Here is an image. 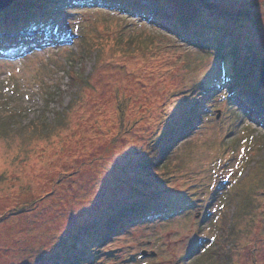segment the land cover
I'll return each mask as SVG.
<instances>
[{
	"label": "rangeland",
	"instance_id": "rangeland-1",
	"mask_svg": "<svg viewBox=\"0 0 264 264\" xmlns=\"http://www.w3.org/2000/svg\"><path fill=\"white\" fill-rule=\"evenodd\" d=\"M212 1L234 11L248 0ZM254 1L258 22L234 30L250 111L229 96L230 80L205 89L229 74L213 44L95 2L37 14L70 39L0 54V264H264V125L251 116L264 113V0ZM21 8L13 0L0 21ZM171 126L172 172L149 178L137 162L153 131ZM148 195L170 214L104 230L110 216H137Z\"/></svg>",
	"mask_w": 264,
	"mask_h": 264
},
{
	"label": "trees",
	"instance_id": "trees-1",
	"mask_svg": "<svg viewBox=\"0 0 264 264\" xmlns=\"http://www.w3.org/2000/svg\"><path fill=\"white\" fill-rule=\"evenodd\" d=\"M58 0H15V6L21 5V9H13L9 13V19L0 21V28L13 27L21 30L23 27L33 25L35 22H39L36 19L37 14H41L42 11L46 12L45 9L50 3ZM76 2H89L92 0H71ZM98 3L110 5L125 9L129 13H134L144 18L155 21L159 19L166 27H168L174 34L185 36L192 40V42L200 43L202 45L213 46L220 54L229 57L227 64V71L229 72L230 84L228 88H235L238 90L237 93L233 94L234 99L241 105H244L247 99L244 95V91L247 90L248 84L246 79H243L236 62L238 57L244 56L241 52V46L237 45L241 40L242 36L235 34V29L248 23L258 22L257 3L253 0H248L244 4H239L233 8L234 11H228V8H223L217 2L212 0H95ZM205 7L209 10H216V16H209L204 19L201 17L203 13L200 9ZM3 17V16H2ZM0 17V19L2 18ZM214 17V18H213ZM7 19V17H6ZM255 27V26H254ZM182 36V37H183ZM38 42V39L35 38ZM24 42H28L24 39ZM32 42V41H29ZM91 49V48H89ZM80 53L76 56L79 57ZM237 57V61H236ZM85 73L82 70L79 72L73 71L71 77L74 80L83 82ZM88 78V76H87ZM220 82H226L225 78L212 79L211 82L204 84V87H211L214 89L215 84ZM11 96L16 94L24 98V93L15 89L11 91ZM242 106V107H243ZM15 109V108H14ZM195 107L190 106L188 112V119L190 125H194L196 120L199 118L195 112ZM13 112V111H11ZM260 110L252 112L251 116L255 117L260 124L264 125V113H260ZM257 114V115H255ZM186 116V118H187ZM175 130L168 128L165 131L155 129L151 137L150 148L147 151H143V155L138 160V166L149 178L163 179L170 171L171 157L175 148L178 144H174L180 136H174ZM180 139V138H179ZM171 176V175H170ZM155 194V193H154ZM154 194H150L155 196ZM150 195L146 197L145 201H140L134 205V216L129 218V215L124 213L110 216L108 224L104 230L111 229L112 222L120 220L122 223H133L134 218L141 216L142 218H148L152 213L158 211L167 210V206L158 207V211H154V205L152 204V198ZM118 227V226H117ZM120 230L119 228H117ZM105 240V239H104ZM92 252L89 253V256ZM85 259H81L79 264Z\"/></svg>",
	"mask_w": 264,
	"mask_h": 264
},
{
	"label": "water",
	"instance_id": "water-1",
	"mask_svg": "<svg viewBox=\"0 0 264 264\" xmlns=\"http://www.w3.org/2000/svg\"><path fill=\"white\" fill-rule=\"evenodd\" d=\"M12 1L13 0H0V8L6 7ZM260 64L261 65H260V76H259V80L264 85V54H263V57L261 58ZM143 252L146 253L147 251L144 250Z\"/></svg>",
	"mask_w": 264,
	"mask_h": 264
},
{
	"label": "bare ground",
	"instance_id": "bare-ground-1",
	"mask_svg": "<svg viewBox=\"0 0 264 264\" xmlns=\"http://www.w3.org/2000/svg\"><path fill=\"white\" fill-rule=\"evenodd\" d=\"M91 2H95L96 4H97V2L95 1V0H92V1H89V2H82L83 4H88V3H91ZM152 21V20H151ZM156 21V23H160V24H162V25H164L159 19H157V20H155ZM50 34H52V35H55L56 33L55 32H51ZM41 35V34H40ZM27 50V49H26ZM26 50H24V51H26ZM255 118V117H254ZM247 119H249V120H251V118H249V117H247ZM256 119V118H255ZM255 119H253V120H255ZM256 121H258L257 119H256ZM259 122V121H258ZM259 124H260V122H259ZM168 209H170V206H168L167 207V214H170V213H168L169 211H168ZM165 211V210H164ZM164 211H161V212H164ZM174 210H171L170 212H173ZM161 212H157V213H152L149 217H148V219L149 218H151V217H153V216H167V215H165L164 213H162V214H160Z\"/></svg>",
	"mask_w": 264,
	"mask_h": 264
}]
</instances>
